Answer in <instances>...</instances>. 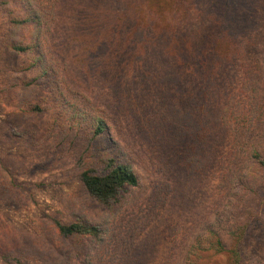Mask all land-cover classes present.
<instances>
[{
    "label": "trees",
    "instance_id": "1",
    "mask_svg": "<svg viewBox=\"0 0 264 264\" xmlns=\"http://www.w3.org/2000/svg\"><path fill=\"white\" fill-rule=\"evenodd\" d=\"M127 2L122 30L115 31L113 40L102 39L118 44L116 54L95 76L106 75L112 86L109 94L116 87L131 104H123L127 111L123 113L120 101L109 95L95 93L96 100L106 102L119 119L131 116L158 160L162 156L172 164L168 173L174 178L190 176L206 183L221 174V194H216L218 201L225 200L224 215L211 224L206 237L195 242L187 264H207L213 252L223 254L226 264H247L248 236L254 227L264 228V87L254 57L264 42V0H142L141 12L131 0ZM0 4L13 26L22 29L9 48L26 62L20 65L22 72L33 75L24 86L38 83L48 92L46 101H57L65 88L43 40L52 35L50 12L56 0ZM137 9L143 22L135 16ZM62 100L69 120L79 129L114 141L106 112L100 110L103 116H95ZM170 104L176 110H165ZM29 106L32 112L40 111L39 106ZM182 169L188 174H182ZM80 180L93 199L107 206L139 185L134 168L120 156L107 158L102 171L85 168ZM56 227L63 238L104 239L96 225L58 222ZM143 259L124 256L112 258L111 263L141 264Z\"/></svg>",
    "mask_w": 264,
    "mask_h": 264
},
{
    "label": "rangeland",
    "instance_id": "2",
    "mask_svg": "<svg viewBox=\"0 0 264 264\" xmlns=\"http://www.w3.org/2000/svg\"><path fill=\"white\" fill-rule=\"evenodd\" d=\"M127 1L56 0L50 12L52 35L43 40L65 88L57 101H46L48 92L38 83L24 86L33 75L22 72L20 65L26 62L9 48L22 29L13 26L0 4V264H99L100 258H105L100 264L108 259L112 264V258L124 256L144 258L141 264H187L195 242L224 215L225 200L218 201L216 194L221 174L206 183L190 176L174 178L168 173L172 164L162 156L158 160L144 134L138 133L139 124L131 116L119 119L106 102L96 100L95 93L109 95L120 101L123 113H127L123 104H131L116 87L109 94L112 86L106 75L95 76L116 54L118 44L102 39L113 40L115 31L122 30ZM131 2L144 11L142 0ZM138 9L135 16L143 22ZM254 57L264 87V42ZM62 99L95 116L106 112L114 141L79 129L69 120ZM30 103L40 111L32 112ZM133 108L132 104L128 109ZM171 109L176 110L171 104L165 110ZM118 156L132 165L139 185L107 206L88 194L80 174L87 167L102 171L107 158ZM58 222L99 226L104 239L63 238ZM247 252V264H264L263 227L252 229ZM207 264H226L225 257L213 252Z\"/></svg>",
    "mask_w": 264,
    "mask_h": 264
}]
</instances>
